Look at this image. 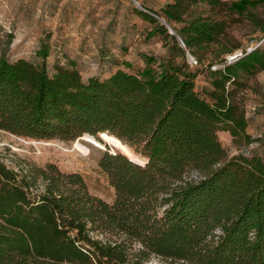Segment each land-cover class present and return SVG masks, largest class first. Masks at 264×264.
I'll use <instances>...</instances> for the list:
<instances>
[{
    "label": "trees",
    "instance_id": "1",
    "mask_svg": "<svg viewBox=\"0 0 264 264\" xmlns=\"http://www.w3.org/2000/svg\"><path fill=\"white\" fill-rule=\"evenodd\" d=\"M261 5L168 0L158 12L142 3L136 12L166 55L104 79H84L72 59L50 67L46 43L35 59L1 55V131L66 142L101 133L122 151L99 160L112 203L79 173L54 164L16 171L0 159V264H264V160L230 156L218 136L246 135L238 94L244 77L264 71V47L210 67L206 97L195 68L225 35L224 7L245 15ZM253 22L264 35V19Z\"/></svg>",
    "mask_w": 264,
    "mask_h": 264
},
{
    "label": "rangeland",
    "instance_id": "2",
    "mask_svg": "<svg viewBox=\"0 0 264 264\" xmlns=\"http://www.w3.org/2000/svg\"><path fill=\"white\" fill-rule=\"evenodd\" d=\"M137 1L158 12L168 2ZM222 1L228 7L237 0ZM226 7L219 15L226 22L225 35L219 45L212 47L207 59L195 67L199 71L196 88L203 97L209 88L210 67L221 65L224 58L264 47V35L253 22L254 16L264 19V5L245 15L231 13ZM137 9L141 11L133 0H0V56L35 59L46 43L51 49L50 67L72 59L84 79H104L118 69L137 72L145 66L144 55L158 59L166 55L162 38L148 36L154 25L138 15ZM227 50L233 53L223 56ZM242 82L238 98L248 119L246 135L234 139L229 132L220 131L219 140L230 156L258 155L264 160V71L244 77ZM80 138L73 142L34 140L0 130V159L16 171L54 164L62 172L79 173L92 195L112 203L115 190L99 167V160L104 152L122 150L111 149L118 143L104 137L101 143ZM147 264L170 262L151 257Z\"/></svg>",
    "mask_w": 264,
    "mask_h": 264
},
{
    "label": "water",
    "instance_id": "3",
    "mask_svg": "<svg viewBox=\"0 0 264 264\" xmlns=\"http://www.w3.org/2000/svg\"><path fill=\"white\" fill-rule=\"evenodd\" d=\"M134 1V3L136 4V6L137 7H139V8H141V6L135 1V0H133ZM164 25H166V27L169 29V32H170V34H172V35H175L176 36V33L174 32V30L172 29V28H170L163 20H160ZM179 38V37H178ZM179 40L182 42V40L179 38ZM182 44L184 45V43L182 42ZM252 50H254V49H251V50H249L248 51V53H250ZM85 135H88V136H91V135H89V134H85ZM102 134L100 133L99 135H98V137H94V136H91V137H93V138H95L96 140H98V141H101V139H100V136H101Z\"/></svg>",
    "mask_w": 264,
    "mask_h": 264
},
{
    "label": "built area",
    "instance_id": "4",
    "mask_svg": "<svg viewBox=\"0 0 264 264\" xmlns=\"http://www.w3.org/2000/svg\"><path fill=\"white\" fill-rule=\"evenodd\" d=\"M237 58H238V56L231 57V58H229V62H233V61H235ZM189 60H190V63H192L193 65H196V64H197V62L195 61L194 58L190 57Z\"/></svg>",
    "mask_w": 264,
    "mask_h": 264
},
{
    "label": "bare ground",
    "instance_id": "5",
    "mask_svg": "<svg viewBox=\"0 0 264 264\" xmlns=\"http://www.w3.org/2000/svg\"><path fill=\"white\" fill-rule=\"evenodd\" d=\"M94 139H95V138H94ZM97 141H98V140H97ZM98 142H100V143H101V142H102V140H101V141H98Z\"/></svg>",
    "mask_w": 264,
    "mask_h": 264
}]
</instances>
